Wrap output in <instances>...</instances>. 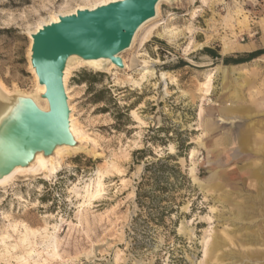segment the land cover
Listing matches in <instances>:
<instances>
[{
	"label": "rangeland",
	"instance_id": "rangeland-1",
	"mask_svg": "<svg viewBox=\"0 0 264 264\" xmlns=\"http://www.w3.org/2000/svg\"><path fill=\"white\" fill-rule=\"evenodd\" d=\"M93 1L0 0V83L34 93L28 32ZM159 5L158 30L122 53L146 64L71 66L88 140L55 175L0 186V264H264V55L223 62L264 48V0Z\"/></svg>",
	"mask_w": 264,
	"mask_h": 264
},
{
	"label": "water",
	"instance_id": "water-1",
	"mask_svg": "<svg viewBox=\"0 0 264 264\" xmlns=\"http://www.w3.org/2000/svg\"><path fill=\"white\" fill-rule=\"evenodd\" d=\"M160 0H115L92 9H78L31 35L30 63L45 86L48 109L26 99V109L8 137L9 166L25 165L36 151L50 154L60 144L74 145L69 130L68 97L63 74L67 59L108 58L123 67L119 53L130 46L137 28L155 15Z\"/></svg>",
	"mask_w": 264,
	"mask_h": 264
},
{
	"label": "bare ground",
	"instance_id": "bare-ground-1",
	"mask_svg": "<svg viewBox=\"0 0 264 264\" xmlns=\"http://www.w3.org/2000/svg\"><path fill=\"white\" fill-rule=\"evenodd\" d=\"M111 1H115V0H95L88 4L78 5L75 8H72L70 10L56 12L54 14L49 15L48 19L38 22L36 26H34L35 27L34 30H30L28 32L29 37H30L29 54H30V49H31V44H32L31 35L35 33L38 29H40L43 25L49 24L51 22H57L59 21L60 16L75 13L78 9H85V8L92 9V8L97 7L98 5L106 4ZM160 2L161 0L158 2L156 6L155 15L147 19L137 28L131 40L130 46L124 51H122L121 53H119V56L122 59L123 67H118L110 59L103 58V57L95 58V59H83L77 55H71L67 59L65 69H64V74H63V83H64L65 93L68 98L72 99V96L70 95V90L66 84L67 77L70 73V69H72L71 67L72 65H76V66L85 65L95 70H110V69H122L123 70V69H126V70L131 71L137 68L138 66L142 65L143 63L146 64L148 62V61L139 59L138 58L139 56L137 54H131L128 57V59H126L122 53H124L125 51L133 47L132 42L135 43L137 39H140V42L147 41L152 36V34L156 32V30H158V28L160 27V23L157 17L159 16V6H160L159 3ZM31 70L34 74L35 83H36L35 92L32 94L23 93V92L16 91V90L9 91L7 90L8 88H6L2 82L0 83V186L1 187L9 184L15 178L16 175H24V174L25 175L26 174L27 175L28 174L30 175L31 174H44V176L55 175L61 169V164H62L64 155L65 154L67 155L70 152H76V151L81 150L82 148H84L82 146V143L88 140L87 136H85L84 132L80 129L81 127H79L80 125H78V122L74 114L72 113V109H74L73 105L71 104V102H68V106L70 109L69 130L73 138L75 139L76 143L74 145H67V144L57 145L53 149V151L47 155L44 154L42 151H36L28 163H26L25 165H21V164L14 165L12 168L8 170L7 167L10 165L9 164V161H10L9 153L10 152L9 150H7L8 149V142H7L8 137H9L12 125L20 118L23 111H25L26 109V99L28 98L31 99L42 110L48 109L47 100L41 96L45 92V86L38 82L37 75L35 73V70L32 68V66H31ZM141 71H142V76H144L150 73L151 69L147 68L146 66H142ZM250 147L252 146H249L248 148ZM248 151H251L253 153L261 152L260 149L253 148V147ZM193 152L194 151L191 150L190 152L191 157L193 156ZM101 185L102 184L99 180L97 182V188L95 189L94 192H90L88 189L85 188L84 196H87L88 201L90 199H94L97 196H99ZM35 233L36 232L34 230H31V228L27 229L24 238L23 236L22 238L26 240V236L34 235ZM48 237L50 238V235L49 236L45 235V238L48 241L46 246L53 247V244H51L52 239L49 240ZM212 246L214 249L218 248L219 246L218 238L213 240ZM54 249L55 248L53 247V251ZM31 250L32 249H30V251Z\"/></svg>",
	"mask_w": 264,
	"mask_h": 264
},
{
	"label": "trees",
	"instance_id": "trees-1",
	"mask_svg": "<svg viewBox=\"0 0 264 264\" xmlns=\"http://www.w3.org/2000/svg\"><path fill=\"white\" fill-rule=\"evenodd\" d=\"M208 54L211 55V57H217V53H213V50L209 49V48H205L204 49ZM264 55V48L262 49H257L255 51H251L248 53H243V54H237L235 57H224L223 58V62L225 64L231 63V64H240V63H244V62H248L250 60H253L255 58H258L259 56ZM149 166L146 167V169H148Z\"/></svg>",
	"mask_w": 264,
	"mask_h": 264
}]
</instances>
